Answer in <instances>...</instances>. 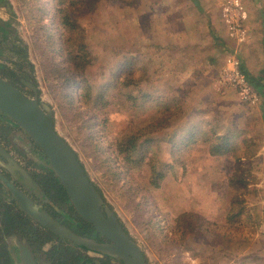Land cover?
Returning <instances> with one entry per match:
<instances>
[{
	"label": "rangeland",
	"instance_id": "1",
	"mask_svg": "<svg viewBox=\"0 0 264 264\" xmlns=\"http://www.w3.org/2000/svg\"><path fill=\"white\" fill-rule=\"evenodd\" d=\"M89 1L3 0L0 19L9 32H0V77L13 80L6 70L19 69L33 86L17 84L49 107L57 133L97 187L103 211L117 217L146 264H264L261 95L257 106L240 104L232 89L215 86L221 67L209 91L193 87L198 81L176 88L152 48L160 29L174 22L177 4L216 5L220 20L226 0ZM241 1L246 13L264 17V0ZM221 44L220 60L242 48L229 39ZM79 47L87 57L70 62L68 51ZM10 129L0 119V144L29 164L57 219L79 234L60 187L51 185L41 163L30 164L26 137ZM232 132L239 135L230 141L234 154L222 143ZM47 177L50 185L43 183ZM184 213L199 218L193 231L177 224Z\"/></svg>",
	"mask_w": 264,
	"mask_h": 264
},
{
	"label": "water",
	"instance_id": "2",
	"mask_svg": "<svg viewBox=\"0 0 264 264\" xmlns=\"http://www.w3.org/2000/svg\"><path fill=\"white\" fill-rule=\"evenodd\" d=\"M0 114L8 116L30 136L47 158L49 169L59 180L71 205L79 217L93 226L95 231L110 242L108 246H92L88 241L74 235L65 227L54 222L38 206L8 184L19 207L30 218L42 226L66 238L74 244L96 247L99 251L119 258L124 264H145L139 245L123 230L117 217L108 210L102 211L103 200L99 191L85 174L76 153L68 142L61 137L53 122V115L46 105H40L8 82L0 78ZM4 156L16 178H22L26 185H33L27 173L11 159L0 145ZM36 187V186H35ZM24 261L33 264L26 252Z\"/></svg>",
	"mask_w": 264,
	"mask_h": 264
},
{
	"label": "flooded vegetation",
	"instance_id": "3",
	"mask_svg": "<svg viewBox=\"0 0 264 264\" xmlns=\"http://www.w3.org/2000/svg\"><path fill=\"white\" fill-rule=\"evenodd\" d=\"M2 4L3 3H0V6ZM6 24L7 23L0 19V32H9V28L6 26ZM24 69L23 71L28 74V71ZM17 71H19V69L6 70V76H9V78H15L13 80L7 81L1 77L0 78L8 82L17 90H19L17 84H20L22 86L28 87L29 90L34 91L33 86L26 80L20 78ZM10 75H12V77H10ZM29 98L35 100V98ZM0 119H2V122L8 128H11L10 130H13L14 134H17V137L18 135H20L22 139L23 137H26V140L22 141L25 143L26 147L24 151L29 155L30 158L27 160L31 161L30 164L32 165L36 162V165L40 166L39 163H41V165L44 167L45 173L52 175L53 181L51 185L60 187L59 185L61 184L59 180L49 169L47 158L40 148L35 144L33 139L28 136L24 130L8 116L0 114ZM2 147L7 155L27 173L34 186L30 184L26 185L21 177L17 179V175L12 173L9 169L11 166L9 165L7 159L0 154V195L3 200L2 203H0V230L2 233V235H0V264H27L24 261V255L26 252L33 260V264H101V261L105 260L106 258L110 259V264H124L119 258L103 253L96 247L74 244L66 238H61L57 233L42 226L40 223L25 214V212L19 207L14 194L10 191L7 183H9L13 189L27 197L34 206H38L40 210L45 212L54 222L65 227L74 235L88 241L92 246L111 245L108 240L95 231L92 225L84 222L79 217L71 205L66 193V196L64 195L65 200L69 202L71 207L69 211L74 215L72 224L78 225L80 228H82V231H80L78 234L76 230H74V227L70 226V224L67 226L66 224L61 223L57 219V214L53 211L54 204L51 205V203L49 204L47 201H51L49 193L46 192L47 190L45 189L44 184L42 185V182H40L39 178H37L38 176H35L33 169L29 168L30 166L28 163H23L22 160L14 158L13 155L9 153L8 149H6L4 146ZM38 152H40L41 158L38 156L36 159L35 155H38ZM2 178L5 179L7 183L4 182ZM55 178L58 180V183L55 181ZM42 179H45L43 183L50 185V179L48 177ZM60 189L61 191H64L63 187H60ZM103 213L105 214V211H103ZM70 222H72L71 219ZM92 252H99L101 255H92ZM142 255L145 259L143 253Z\"/></svg>",
	"mask_w": 264,
	"mask_h": 264
},
{
	"label": "crops",
	"instance_id": "4",
	"mask_svg": "<svg viewBox=\"0 0 264 264\" xmlns=\"http://www.w3.org/2000/svg\"><path fill=\"white\" fill-rule=\"evenodd\" d=\"M191 4L193 7L189 3L174 7V22L160 29L158 41L154 38L156 45L152 44V48L159 52L158 62L170 67L171 79L176 82L172 86L181 88L186 83L198 81L199 84L192 83L193 87L209 91L227 56L220 60L221 43L229 38L220 23L218 6L197 1ZM245 28L249 38L248 43L238 50L241 69L261 95L260 90L264 88V17H253L247 10ZM261 97L263 118L264 96Z\"/></svg>",
	"mask_w": 264,
	"mask_h": 264
},
{
	"label": "built area",
	"instance_id": "5",
	"mask_svg": "<svg viewBox=\"0 0 264 264\" xmlns=\"http://www.w3.org/2000/svg\"><path fill=\"white\" fill-rule=\"evenodd\" d=\"M246 18L247 13L241 0H226L220 5V20L226 36L236 46H244L248 43ZM215 86L232 89L239 103L244 106L253 107L260 103V95L242 71L240 58L235 51L225 57L216 77Z\"/></svg>",
	"mask_w": 264,
	"mask_h": 264
},
{
	"label": "trees",
	"instance_id": "6",
	"mask_svg": "<svg viewBox=\"0 0 264 264\" xmlns=\"http://www.w3.org/2000/svg\"><path fill=\"white\" fill-rule=\"evenodd\" d=\"M93 2H94V0L92 1V0H90L89 2H88V4H91V5H93ZM0 3H3V0H0ZM59 12L60 13H64V9H60L59 10ZM68 18H67V16H65V19H64V22H65V24H67L68 22ZM69 26H70V24H69ZM67 41H68V39H67ZM64 42V41H63ZM66 42V41H65ZM68 59H69V61L70 62H72V63H75V62H80L81 60H84L86 57H87V55H86V53L84 52V50H83V47H79V49H77V51H75V50H69L68 51ZM66 80H68V79H66ZM251 83V82H250ZM251 85H252V83H251ZM260 92H261V95H263L264 96V88H262L261 90H260ZM264 105V104H263ZM263 114H264V111H263ZM263 120H264V117H263ZM238 133H235V132H232L231 133V135L230 136H228V137H226L225 138V140H223L222 141V143H224V145H223V147H225L226 149H229L230 148V150H229V152L230 153H232V154H234V148H233V144L230 142L231 140H234L235 138H238ZM248 141L247 140H243V143L244 144H246ZM228 151L226 152L227 154L229 153ZM213 154H218V152L217 151H214L213 152ZM244 155H245V157L246 158H250V157H252V155H253V152L252 151H248V152H246V153H244ZM78 158V157H77ZM243 158V157H242ZM81 166H83L82 164H81ZM84 168V167H83ZM85 174H86V172H85ZM87 175V174H86ZM235 175V174H234ZM87 177H88V175H87ZM89 178V177H88ZM241 178V177H240ZM55 181L58 183V180L55 178ZM241 181V180H240ZM94 185V184H93ZM0 186H1V184H0ZM61 188H62V186L61 185H59ZM95 186V185H94ZM95 188L97 189V187L95 186ZM63 191V190H62ZM64 192V191H63ZM64 195H65V192H64ZM66 196V195H65ZM2 197H1V195H0V203H2ZM241 214V211H237V212H234V213H232L231 214V216L228 218V220L229 221H233V220H236V218L239 216ZM264 221V220H263ZM176 222H177V224H181L183 227H184V232L185 231H193L194 230V228L195 227H198V222H199V218L197 217V216H195V215H193V214H190V213H184V214H182L177 220H176ZM121 224V223H120ZM121 226L123 227V225L121 224ZM0 228H1V224H0ZM123 230L126 232V233H128L127 231H126V229L123 227ZM0 235H2V233H1V230H0ZM109 258L107 259H105V260H103V261H101V264H110L109 263Z\"/></svg>",
	"mask_w": 264,
	"mask_h": 264
}]
</instances>
